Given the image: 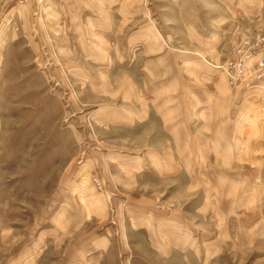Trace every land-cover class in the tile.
<instances>
[{
	"label": "rangeland",
	"instance_id": "obj_1",
	"mask_svg": "<svg viewBox=\"0 0 264 264\" xmlns=\"http://www.w3.org/2000/svg\"><path fill=\"white\" fill-rule=\"evenodd\" d=\"M51 1L0 0V264H58L55 248L78 237L99 238L102 250L111 243L102 264H264L260 99L252 118L240 114L245 95L261 98V89L238 88L222 69L246 37H264V0H137L136 25L150 22L153 36L105 37V51L118 46L98 55L113 62H87L114 83L101 99L105 88L88 84L93 71L70 60L65 1ZM4 28L20 40L3 44ZM127 78L135 86L115 85ZM113 91L138 107L146 100L151 118L138 119L135 133L133 119L117 116L130 103L113 101ZM235 97L224 158L215 147L223 125L197 115L212 111L221 122ZM159 110L189 115L185 130L166 133ZM114 154L142 162L138 188L128 166L109 163Z\"/></svg>",
	"mask_w": 264,
	"mask_h": 264
},
{
	"label": "crops",
	"instance_id": "obj_2",
	"mask_svg": "<svg viewBox=\"0 0 264 264\" xmlns=\"http://www.w3.org/2000/svg\"><path fill=\"white\" fill-rule=\"evenodd\" d=\"M29 1V0H28ZM51 1V0H50ZM64 8L68 12L66 15V18L68 21H70L71 25L70 29L73 30V36L70 35L72 40L69 41V52L73 55L70 60L77 59V57H80V63L84 67H88V69H91L93 73L90 75V81L89 85H96L98 87L102 86L104 87V93L98 92L96 97L98 99H101V96H110L109 87L110 85H114V83L110 80L109 77L104 75V73H98L96 70H93V68H90L87 64L88 60L93 61L94 63H105V65H108V63H112L113 60L109 56V59L99 56L98 54H106V53H113L114 47L118 46V40L116 44L114 42L109 50L105 51V37H112L114 39H119L121 37H126L129 35V42L130 43H136L138 38L146 39L153 36V29L150 26L151 23L148 22V24L145 23L144 25H141L137 27L136 25V18L137 14V0H121L118 1V3H114V0H64ZM51 3L56 4V0L51 1ZM113 7L115 9H113ZM11 13V17L7 20L6 25L11 27V23L15 22V12L14 8L9 12ZM221 17L222 20H227L226 18ZM151 21V20H150ZM69 23V22H68ZM147 27L149 29H147ZM7 28V27H6ZM4 28V30L1 31V37L3 39V44H7L8 39L12 37V41L17 42L20 36L18 34H15L14 31ZM134 28V29H132ZM12 29V28H11ZM148 31V33H147ZM129 33V34H128ZM248 38V37H246ZM151 40V39H150ZM129 43V46H130ZM67 44V42L65 43ZM150 45L152 42L149 43ZM6 46V45H5ZM67 46V45H66ZM113 48V49H112ZM117 49V48H116ZM116 51V50H115ZM4 53V52H3ZM65 53H68V49H65ZM232 58V57H231ZM3 59V58H2ZM230 59V58H229ZM110 68V66H109ZM84 70V69H83ZM241 85L238 88L245 89L248 91V89L244 86V84L240 83ZM115 85L118 86H135V83L132 79L127 78L122 81L115 82ZM100 89V88H98ZM252 90V89H251ZM112 93V98L115 100L113 101H128L130 104L125 105L127 107L124 109H119L118 115L116 114L118 118L125 120V118L133 119V123L130 124L128 127L129 133H135V126L137 125L138 119H144L146 121L147 119L151 118V111L145 107L146 100H143L145 102V105L143 104V107H138L137 105L133 104V99L129 98L126 99V94H114ZM118 98V99H117ZM145 99V98H144ZM260 98L258 96L253 94L245 95L243 104L241 106L240 114L243 117H249L252 118V113H254V105L258 103ZM236 100L235 98H231L227 101V104L224 105L223 115L219 116L221 119V122L216 118L218 115H214L212 111H206V112H200L198 115L191 111V114H195L199 116V120L202 121L203 119H207L210 117L211 121H218L223 126L221 127V130L218 131L222 135L220 137V142L215 144V147L218 148L219 151H221V154H224V158L228 157V151L233 147L232 142L234 139V135L236 133V126L234 125L236 122V117L233 114V107L232 103ZM142 99L138 102L136 99H134V102L140 103L143 102ZM142 104V103H141ZM115 109V108H114ZM113 109V110H114ZM156 116H158L161 120V122H164V126L166 125V133H179L183 132L185 130V120L184 119H190L189 115H185L183 113H180V111H156ZM252 121H255V119ZM140 122V121H139ZM204 122V121H202ZM257 122V120H256ZM206 123V121L204 122ZM237 124V123H236ZM257 123H255L256 125ZM212 125V124H211ZM210 125V127H211ZM122 126V125H120ZM206 126V125H205ZM257 126V125H256ZM125 127V126H124ZM213 131V129H212ZM214 134H217V132L213 131ZM242 134V133H240ZM217 139V138H216ZM214 141V138L213 140ZM220 144V145H219ZM131 149V148H129ZM258 152L262 153L261 159H259V164H264V144L260 147H258ZM222 154V155H223ZM221 158V157H220ZM229 158V157H228ZM142 159V158H140ZM108 161L111 164L117 165L120 169V165L123 167L128 166L131 172L134 175L133 187L132 189H136L139 186L138 178H136L137 175V167H139L142 162H139V159H132V162L130 163V159L126 157L125 155H116L114 154L113 157H108ZM119 163V164H118ZM138 163V164H137ZM104 169V173L108 172L107 170V163L105 165H102ZM127 168V167H126ZM141 170V169H140ZM138 170V171H140ZM81 181L82 182H88L89 176L91 175V169L90 167L86 166L85 168H82L80 171ZM110 177L117 178L115 174L108 173ZM119 178V177H118ZM212 178V177H211ZM104 180V178H101ZM124 182V179H121ZM140 180V179H139ZM221 192V191H220ZM223 196V195H221ZM169 223V222H168ZM259 237V236H258ZM260 238V237H259ZM90 238H83L78 237L74 239H64L63 242L59 245V248H55L56 250L59 249V263L58 264H72L71 261L74 260V258L77 260L80 254H85L87 257L85 258L86 263H93L98 262L97 264H102V262L105 259V254L108 253L109 248L108 245L111 243H108L105 250H102L100 248L99 244V238L92 239L91 242H89ZM264 241V239H263ZM57 243L54 239V246L56 247ZM45 250V249H43ZM50 248L46 249L44 253L41 255L40 260L43 262L46 260V256H50L49 251ZM99 254V255H98ZM99 256V258L95 256ZM47 261V260H46ZM39 264H43L40 262Z\"/></svg>",
	"mask_w": 264,
	"mask_h": 264
},
{
	"label": "built area",
	"instance_id": "obj_3",
	"mask_svg": "<svg viewBox=\"0 0 264 264\" xmlns=\"http://www.w3.org/2000/svg\"><path fill=\"white\" fill-rule=\"evenodd\" d=\"M222 69L248 90L261 89L260 102L264 110V37L256 40L245 38ZM94 183L98 188L105 185V181L100 178L94 179Z\"/></svg>",
	"mask_w": 264,
	"mask_h": 264
}]
</instances>
